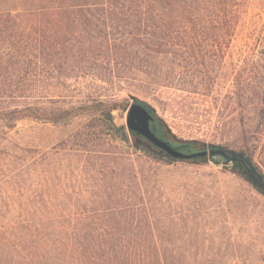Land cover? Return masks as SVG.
Here are the masks:
<instances>
[{"label":"trees","instance_id":"trees-1","mask_svg":"<svg viewBox=\"0 0 264 264\" xmlns=\"http://www.w3.org/2000/svg\"><path fill=\"white\" fill-rule=\"evenodd\" d=\"M241 36L245 64L232 67L228 98L254 107L255 126L241 134L259 142L264 0H0V264H264L262 250L250 252L251 261L236 248L198 250L199 236L187 240L196 246L179 247L176 219L151 216L137 172L124 166L123 148H104L106 136L171 157L115 126L114 106L99 95L79 99L70 83L87 78L113 89L138 80L159 88L165 64L187 91L201 93L210 81L198 75H211ZM136 102L151 110L159 138L185 154L226 150L234 160L219 157L264 195V166L254 154L178 138L146 101ZM84 116L100 122L99 133L75 128ZM25 122L74 129L61 143L39 146L35 126L18 128Z\"/></svg>","mask_w":264,"mask_h":264},{"label":"rangeland","instance_id":"rangeland-1","mask_svg":"<svg viewBox=\"0 0 264 264\" xmlns=\"http://www.w3.org/2000/svg\"><path fill=\"white\" fill-rule=\"evenodd\" d=\"M246 43L247 38L239 37L230 53L221 54L211 75H198V81H210L209 90L201 93L187 91L182 76L172 74L169 65L165 64L161 66L165 83L159 88L138 80L132 85L123 84L122 88L113 89L106 83L87 78L70 83L79 90V99L99 95L102 101L114 106L112 116L115 126L124 125L128 131L126 119L132 104L129 95L133 94L146 101L178 138L201 140L207 145L254 154L264 166V135L259 142H255L250 135L243 137L241 134L242 128L249 131L255 126L254 107L243 109L228 98L235 74L232 67L240 72L244 66ZM195 60L196 63L202 62L199 57ZM180 112L185 117L182 122L178 118ZM99 124L84 116L75 128L81 125L82 130L99 133ZM30 125L36 128L33 142L39 146L61 143L69 138L74 129L73 126L64 128L49 124L42 130L41 125L28 122L19 123L18 128ZM104 148H123V164L137 172L135 185L141 188L151 216L176 219L175 233L182 237L179 247L197 245L198 250L221 249L226 252L236 248L250 261L253 259L250 252L264 251V195L236 172L233 162L219 156H209L204 161L159 159L136 149L132 139L124 147L109 136H106ZM184 219L188 223L186 227L181 224ZM195 236H199L195 242L198 244L187 243L189 237L193 239ZM201 236L213 237L216 242L203 244Z\"/></svg>","mask_w":264,"mask_h":264},{"label":"water","instance_id":"water-1","mask_svg":"<svg viewBox=\"0 0 264 264\" xmlns=\"http://www.w3.org/2000/svg\"><path fill=\"white\" fill-rule=\"evenodd\" d=\"M132 104L130 105L127 113L126 125L129 132H135L145 139H147L152 145L156 148L164 151L168 156L174 159L179 160H190L197 156H206L210 155L211 157L222 156L224 158H229L234 160V158H230L229 152L223 149H211L210 151H204L197 154H185L178 149H175L171 144L167 141L159 138L150 128V122L153 120V116L150 113V110L137 103V97L133 94L129 95Z\"/></svg>","mask_w":264,"mask_h":264},{"label":"flooded vegetation","instance_id":"flooded-vegetation-1","mask_svg":"<svg viewBox=\"0 0 264 264\" xmlns=\"http://www.w3.org/2000/svg\"><path fill=\"white\" fill-rule=\"evenodd\" d=\"M150 113H151V115L153 116L151 110H150ZM154 125H155V121H154V117H153V120L150 122V128H151L152 131H154ZM136 134H137V133H136ZM137 135H138V137H140L141 139H143L144 142L148 143L150 146H154V145H152L147 139H145L143 136H141V135H139V134H137Z\"/></svg>","mask_w":264,"mask_h":264}]
</instances>
